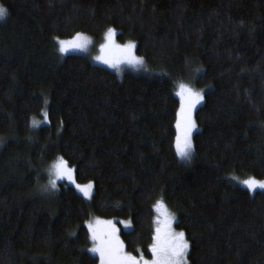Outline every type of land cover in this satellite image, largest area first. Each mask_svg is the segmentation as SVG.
<instances>
[{"label": "trees", "instance_id": "16d2710c", "mask_svg": "<svg viewBox=\"0 0 264 264\" xmlns=\"http://www.w3.org/2000/svg\"><path fill=\"white\" fill-rule=\"evenodd\" d=\"M0 264H97L86 222L128 220L125 250L150 260L154 205L186 234L188 264H264V0H0ZM109 28L153 72L121 74L83 54L76 33ZM202 92L190 158L175 150L176 84ZM45 109L47 125L30 121ZM57 157L66 181L45 191Z\"/></svg>", "mask_w": 264, "mask_h": 264}, {"label": "snow or ice", "instance_id": "6c2138e0", "mask_svg": "<svg viewBox=\"0 0 264 264\" xmlns=\"http://www.w3.org/2000/svg\"><path fill=\"white\" fill-rule=\"evenodd\" d=\"M6 15L7 10L0 7V20L4 19ZM115 34L114 29L109 28L107 30L104 36L105 43L100 45L101 55L95 59L108 64L110 67H117L120 63L133 66L143 65V58L135 54L136 44L129 42L125 45H118L114 41ZM57 43L59 52L63 54L70 49L86 50L91 41L82 33H76L71 40L58 39ZM175 95L180 99L175 123V150L177 156L188 159L193 150L192 133L196 128L193 111L204 99V96L202 92L196 91L184 83L178 85ZM44 118L47 121V112L44 113ZM33 126H38V122L34 120ZM74 171L63 157H57L49 172L50 188L55 189L58 180L67 179L70 183L75 184L77 191L90 198L93 184L91 182L86 185L76 183ZM240 183L245 185L249 192H254L258 188L264 189V180H257L254 177H248ZM154 209L157 218L154 220L155 233L149 246V251L152 254L151 260L145 259L143 253L139 257L127 253L119 238V229L111 220L100 221L97 219L94 223L89 222L87 224L93 245L88 251L99 257V264H188L187 256L190 244L186 239L185 232H177L173 229L174 214L169 212L163 200H158ZM122 223L125 227H130V222Z\"/></svg>", "mask_w": 264, "mask_h": 264}, {"label": "rangeland", "instance_id": "374dc122", "mask_svg": "<svg viewBox=\"0 0 264 264\" xmlns=\"http://www.w3.org/2000/svg\"><path fill=\"white\" fill-rule=\"evenodd\" d=\"M115 36H114V41H115V43L116 44H118V45H125V44H127V43H129V42H133V41H127V42H125V43H120V42H118L117 40H116V35H117V32H116V30H115ZM83 34V33H82ZM83 35H85L86 37H88L89 39H90V41H91V43L88 45V47H87V49L86 50H79V49H70L69 51H67L66 53H63V54H61L60 52H59V50H58V52L61 54V55H66V54H83V55H86L90 60H91V62L92 63H94V64H97V65H102V66H105V67H107L108 69H111L112 71H115L116 73H118V74H121V73H123V72H126V71H129V72H133V73H146V72H153L152 71V69L151 68H149V67H147L146 65H145V62H144V64L143 65H138V66H133V65H129V64H127V63H120L117 67H110L108 64H105V63H103V62H101L100 60H97V59H95V57H97V56H99V55H101V52H100V45L101 44H103V43H105V40L103 39V41H102V43H100V44H96L95 42H94V40L90 37V36H88V35H86V34H83ZM75 36V35H74ZM74 36H72L71 38H69V39H62V40H71ZM61 40V39H60ZM133 43H135V42H133ZM58 48H59V45H58ZM136 54V53H135ZM137 55V54H136ZM138 56V55H137ZM138 57H140V56H138ZM180 83H184V84H186V85H188V86H190L191 88H193L194 90H196V91H199V90H197V89H195L191 84H189V83H186V82H184V81H181ZM180 83H178V84H176V89H175V93H176V91L178 90V85L180 84ZM201 92V91H200ZM178 99H179V97H177ZM200 105V103L196 106V108L198 107ZM179 107H180V99H179ZM196 108L194 109V111H193V119H194V112H195V110H196ZM179 110V109H178ZM46 111H45V109L42 111V112H40V117L39 118H33V119H31V121H30V124H31V128L33 129V130H35V129H37V128H39L40 126H43V125H47V123H48V118H47V121H45V118H44V113H45ZM37 121L38 122V126H33V121ZM196 130V128L193 130V133H194V131ZM192 133V134H193ZM178 158H179V160H182V161H184L185 159H182V158H180L179 156H178ZM56 161H53L52 163H50L49 164V166H48V169H46V171H45V176H46V182L44 183V190L45 191H52V190H56V188L55 189H51L50 188V186H49V179H50V175H49V172H50V169H51V167H52V165L55 163ZM232 180H233V182L234 183H236V184H238L239 186H241V187H243V188H245V189H247L246 188V186L245 185H243L242 183H240V181H242V180H244V179H241V178H232ZM59 181H61V180H58L57 181V183L59 182ZM63 181H66V182H68L69 184H71V185H73L74 187H75V189H76V186H75V184H72V183H70L67 179H63ZM89 183V182H88ZM88 183H83V184H81V185H86V184H88ZM248 190V189H247ZM76 191H77V189H76ZM256 191H263L264 192V189H256L254 192H256ZM80 195H82L85 199H90V198H87V197H85L84 195H83V193H81V192H79V191H77ZM254 192H251V193H254ZM92 193H93V189H92ZM91 196H92V194H91ZM165 204V203H164ZM166 205V204H165ZM167 207V206H166ZM167 209L169 210V208L167 207ZM154 211H155V209H154ZM169 212H171L170 210H169ZM172 213V212H171ZM173 214V213H172ZM175 216V215H174ZM157 218V213H156V211H155V219ZM97 219H99L100 221H109V220H111V221H113L114 223H115V225H116V227L119 229L120 227L123 229V230H125V231H127V230H129L130 228H131V224H130V227H125V225H124V223H122V222H129L128 220H123V219H104V218H92V219H90V220H88L87 222H86V227H87V224L89 223V222H92V223H94ZM175 221H176V219L174 220V222H173V225H172V227H173V229L175 230V231H177V232H179V230H177L176 229V227L174 226V224H175ZM154 227H156V225H155V223H154ZM87 229H88V227H87ZM119 235V234H118ZM90 236V235H89ZM120 238V237H119ZM121 240V239H120ZM90 241H91V239H90ZM93 245H92V241H91V245L89 246V248L90 247H92ZM88 248V249H89ZM126 251V250H125ZM89 252V251H88ZM127 252V251H126ZM127 253H129V252H127ZM89 254L90 255H92V256H95V257H97V264H99V257L96 255V254H93V253H91V252H89ZM131 254V253H130ZM133 255V254H132ZM133 256H136V255H133ZM136 257H139V256H136ZM151 260V259H150Z\"/></svg>", "mask_w": 264, "mask_h": 264}]
</instances>
